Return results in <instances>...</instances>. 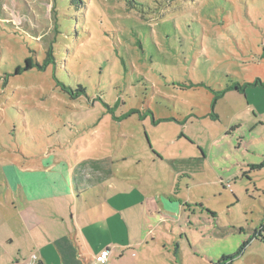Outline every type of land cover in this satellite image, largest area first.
Returning <instances> with one entry per match:
<instances>
[{
	"label": "rangeland",
	"instance_id": "obj_1",
	"mask_svg": "<svg viewBox=\"0 0 264 264\" xmlns=\"http://www.w3.org/2000/svg\"><path fill=\"white\" fill-rule=\"evenodd\" d=\"M137 1L0 0V201L29 183L20 170H77L91 220L107 197L128 200L119 264H213L206 254L245 243L223 264H264L250 239L264 168L249 164L264 161V89L232 91L211 114L219 91L264 81V0ZM47 53L45 70L16 73ZM58 80L86 93L73 100Z\"/></svg>",
	"mask_w": 264,
	"mask_h": 264
},
{
	"label": "crops",
	"instance_id": "obj_2",
	"mask_svg": "<svg viewBox=\"0 0 264 264\" xmlns=\"http://www.w3.org/2000/svg\"><path fill=\"white\" fill-rule=\"evenodd\" d=\"M255 88L261 87L249 88L245 94L235 93L245 95L249 101V90ZM261 111L264 107H257V112ZM203 156L206 158L205 153ZM259 162L262 163L256 165L251 161V169H258L257 166L264 168V161ZM57 170L54 166L20 170L29 183H20L18 194L13 199L0 201V264H25L33 253L37 254L33 264H89L104 249L110 250L107 264H119L114 258L124 257L129 244L121 211L128 200L117 202L107 197L108 211L103 209L101 216L93 221L88 214L77 209L78 201L82 202L83 197L78 193V187L75 188V172L70 171L63 178ZM102 171L96 169L95 173ZM26 185L31 186L32 191ZM76 193L79 198L75 197ZM172 210L175 211L170 209L171 213ZM182 232L190 240L188 232ZM172 243L175 249L182 245L174 238L168 244ZM205 256L210 263L222 258L220 255ZM133 264L142 263L139 260Z\"/></svg>",
	"mask_w": 264,
	"mask_h": 264
},
{
	"label": "trees",
	"instance_id": "obj_3",
	"mask_svg": "<svg viewBox=\"0 0 264 264\" xmlns=\"http://www.w3.org/2000/svg\"><path fill=\"white\" fill-rule=\"evenodd\" d=\"M129 3H131V4L133 3L136 6L137 5L143 6V4L141 2L139 3L137 0H130ZM136 6H133V7L135 8ZM53 59H54L53 55L51 53H47V58L44 60V64H40L39 62L34 61L32 57H28L26 59V65L17 67L16 73L21 74L23 71H28V70L35 69V68H37L40 71L41 70L43 71V70H45V68L50 63H52ZM58 84L61 85L63 91L65 93H67L71 97V99H73V100L79 99L80 97H82V95H84L86 93L85 87L83 85H79L76 89H74V88L64 84L63 82H61L59 80H58ZM252 87L264 88V81L261 79H257L254 82H249V83H244V84L235 83V84H232V85L226 87L225 89L219 91L218 94L216 95L215 99H214L213 104H212L213 111L211 114L214 117H216L217 121H219V116L215 111V107H216L215 105H216V102L219 100V98H223L229 91H238V92L245 94L246 90L249 88H252ZM139 112L140 111L138 109H133L130 112H128L126 114V116L135 115ZM185 162H187V161H185ZM188 162H191V159L188 160ZM257 167H259L258 169H261L262 166H257ZM78 174H79V172L76 170L74 175H73L74 183H76L80 179ZM250 239H257V240L259 239V240L264 241V225L259 230H256ZM246 244L247 243H245L235 255L223 256L218 262L213 263V264H223L224 262H226V263L233 262L235 257L240 255L241 251L243 250V248L245 247Z\"/></svg>",
	"mask_w": 264,
	"mask_h": 264
},
{
	"label": "built area",
	"instance_id": "obj_4",
	"mask_svg": "<svg viewBox=\"0 0 264 264\" xmlns=\"http://www.w3.org/2000/svg\"><path fill=\"white\" fill-rule=\"evenodd\" d=\"M109 256H110V250L104 249L89 264H107L109 260ZM36 259H37V254L33 253L30 260L25 262V264H33Z\"/></svg>",
	"mask_w": 264,
	"mask_h": 264
}]
</instances>
